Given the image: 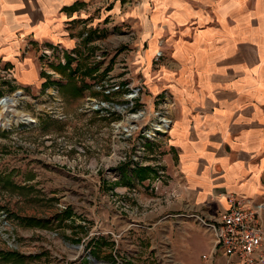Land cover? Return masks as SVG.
Masks as SVG:
<instances>
[{
	"label": "rangeland",
	"instance_id": "374dc122",
	"mask_svg": "<svg viewBox=\"0 0 264 264\" xmlns=\"http://www.w3.org/2000/svg\"><path fill=\"white\" fill-rule=\"evenodd\" d=\"M77 1L71 46L17 32L15 59L0 57V98L17 94L34 119L0 124V264H201L213 235L196 216L218 217L232 193L170 209L189 182L171 131L201 143L204 108L222 98L211 26L168 27V0ZM255 185L233 194L264 226V176Z\"/></svg>",
	"mask_w": 264,
	"mask_h": 264
},
{
	"label": "crops",
	"instance_id": "0c3cea01",
	"mask_svg": "<svg viewBox=\"0 0 264 264\" xmlns=\"http://www.w3.org/2000/svg\"><path fill=\"white\" fill-rule=\"evenodd\" d=\"M77 2L0 0V57L15 59L20 44L17 32L31 34L34 41L51 39L71 46L65 23L70 21L67 10H73ZM189 19L211 26L204 35L223 55L215 78L225 87L218 93L222 98L204 108L211 114L199 120L207 127L196 139L202 144L191 146L187 137L193 134L184 128L175 126L171 131L183 147L181 163L189 182L176 190L178 200L170 209L183 212L213 201L225 206L223 192L253 195L258 174L264 176V0H168V27ZM25 64L20 67V79H34L32 62ZM209 242L201 244L207 253L203 255L208 256L201 264H243L220 251L211 256Z\"/></svg>",
	"mask_w": 264,
	"mask_h": 264
},
{
	"label": "built area",
	"instance_id": "2783aa9c",
	"mask_svg": "<svg viewBox=\"0 0 264 264\" xmlns=\"http://www.w3.org/2000/svg\"><path fill=\"white\" fill-rule=\"evenodd\" d=\"M228 202V208L218 217L196 216L213 235L210 255L220 251L243 264H264V226L259 208L234 194ZM202 257L208 259L207 255Z\"/></svg>",
	"mask_w": 264,
	"mask_h": 264
},
{
	"label": "bare ground",
	"instance_id": "6f19581e",
	"mask_svg": "<svg viewBox=\"0 0 264 264\" xmlns=\"http://www.w3.org/2000/svg\"><path fill=\"white\" fill-rule=\"evenodd\" d=\"M16 96L17 94H10L8 100L0 101V124L3 127L8 128L12 124H18L20 122L29 123L34 121L29 113L18 111L15 108L16 103L18 102Z\"/></svg>",
	"mask_w": 264,
	"mask_h": 264
},
{
	"label": "trees",
	"instance_id": "16d2710c",
	"mask_svg": "<svg viewBox=\"0 0 264 264\" xmlns=\"http://www.w3.org/2000/svg\"><path fill=\"white\" fill-rule=\"evenodd\" d=\"M75 5V4H74ZM73 5V6H74ZM26 221L28 222V223H33V224H41L42 222L39 220V219H35V218H32V217H29V218H26ZM29 221H32V222H29ZM32 225V224H31ZM92 241V240H91ZM90 243V242H89ZM96 243V241L94 240V241H92L91 243H90V245H92V244H95ZM95 248V247H94ZM93 252L95 253V251H91L90 250V255L92 256V257H94L95 255H93Z\"/></svg>",
	"mask_w": 264,
	"mask_h": 264
},
{
	"label": "water",
	"instance_id": "95a60500",
	"mask_svg": "<svg viewBox=\"0 0 264 264\" xmlns=\"http://www.w3.org/2000/svg\"><path fill=\"white\" fill-rule=\"evenodd\" d=\"M16 92H17V91H16ZM17 93L19 94L20 92L18 91ZM5 100H8L7 95L2 96V97L0 98V101H5Z\"/></svg>",
	"mask_w": 264,
	"mask_h": 264
}]
</instances>
